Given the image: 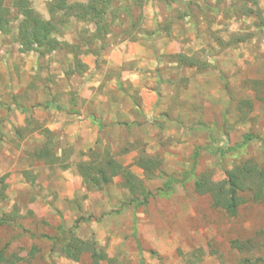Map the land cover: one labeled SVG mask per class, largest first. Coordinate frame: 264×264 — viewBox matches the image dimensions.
I'll return each mask as SVG.
<instances>
[{
	"label": "rangeland",
	"instance_id": "374dc122",
	"mask_svg": "<svg viewBox=\"0 0 264 264\" xmlns=\"http://www.w3.org/2000/svg\"><path fill=\"white\" fill-rule=\"evenodd\" d=\"M105 26H58L60 46L40 59L0 54V264H89L58 232L79 218L73 234L95 241L100 264H264V188L238 192L234 216L196 191L246 162L264 170V0H126ZM47 103L65 111L32 109ZM245 135L256 140L220 157ZM44 146L57 162L34 157ZM92 150L135 192L121 177L87 191L76 166Z\"/></svg>",
	"mask_w": 264,
	"mask_h": 264
},
{
	"label": "trees",
	"instance_id": "16d2710c",
	"mask_svg": "<svg viewBox=\"0 0 264 264\" xmlns=\"http://www.w3.org/2000/svg\"><path fill=\"white\" fill-rule=\"evenodd\" d=\"M126 0H86L83 4L68 5L67 0H50L48 4L49 21H44L41 17L31 9L28 0H13L10 7H4V0H0V33L9 34L11 32L10 23L12 21L11 9H16L18 16L21 17V21L18 25V37L16 44L19 46L20 53L34 52L37 54L38 59L45 57L46 55L53 53L60 42L52 37L55 34L58 26H66L69 23V18H75L81 22L92 23L95 26V32L101 34L106 25V16L110 8L115 3L124 4ZM250 1L253 6H257L259 0H246ZM126 11V9H125ZM60 18L56 23L53 18L57 16ZM18 18V17H17ZM105 24V25H104ZM105 31V30H104ZM188 65H192V61L181 58ZM14 107L16 106L15 101L12 102ZM243 107H248L251 110L252 105L250 102H240L237 106V110L241 116ZM35 108H41L44 110H54L56 112H64L65 110L52 103H47L43 106H36ZM22 114H26L27 111H20ZM72 115H76L72 112ZM123 126V125H122ZM17 133H19L17 131ZM256 140L252 135H245L239 145L233 148H227L225 150H218L217 153L220 157L228 154H234L240 151L246 145ZM264 144V142H262ZM48 146H44L41 150L34 152V157L38 160H45L46 163H53L51 159L54 158L51 154ZM98 152L90 151L89 162L79 163L76 166L77 173L82 180V184L85 186L87 191H99L111 184L112 180L116 177H121L124 180V186L134 193L133 183L136 182V178L127 172L121 165L113 161L109 157H101L99 161L95 158H100L97 155ZM98 156V157H97ZM199 156V151H196L193 158L196 159ZM56 157V156H55ZM139 163V162H138ZM52 165V164H51ZM138 167L142 168L146 173L151 174L157 166L153 162H145L137 164ZM70 167L67 165H60L62 171L67 170ZM227 182L220 184L198 182L196 184V191L200 193H209L213 196V202L215 207L222 208L223 211L229 215L234 216L236 209L241 204V198L238 197V192L248 190L254 194V198H258L264 188V170L261 171L255 165L250 162H246L236 167L233 172L226 173ZM236 181L241 182L240 187L235 184ZM3 182V178L0 183ZM175 181L169 179L164 186L170 188ZM229 186L228 191L225 187ZM120 210L114 212V215H119ZM87 220L79 218L72 229L64 232L62 228H58V232L61 234L64 246L62 247L63 253L71 257H80L84 254L89 255V264H100L103 261H108L107 256L100 249L97 248L95 241L93 240H80L77 239L73 231L77 229L80 223H84ZM64 234L69 235V238L64 239ZM68 237V236H67ZM57 240L55 244H57ZM60 243V242H59ZM246 264L251 262L245 261ZM262 263L260 260L254 262ZM14 264V263H10Z\"/></svg>",
	"mask_w": 264,
	"mask_h": 264
},
{
	"label": "crops",
	"instance_id": "0c3cea01",
	"mask_svg": "<svg viewBox=\"0 0 264 264\" xmlns=\"http://www.w3.org/2000/svg\"><path fill=\"white\" fill-rule=\"evenodd\" d=\"M13 0H4V7H10L11 3ZM30 3V7L32 10H34L42 20L44 21H49V14H48V4L50 0H28ZM86 0H67L68 5H74V4H83L85 3ZM11 16H17L16 18L12 19L10 23V29L11 32L9 34H3L0 33V54H7L10 52L11 54H16L19 56H29L31 54H34V52H26V53H20L19 52V46L16 44V39L18 37V25L21 21V17L18 16V12L16 9H11ZM14 22H17V27L13 28ZM73 24H77V20L75 18H69V26H72ZM68 28L66 27L64 30H67ZM10 38L14 39V44L12 45ZM54 39H56L58 42L61 40L58 38H55V34L52 35ZM15 47V48H13ZM14 50V53H13ZM24 71L25 69L22 68ZM18 82H16L15 89L16 91L19 89ZM23 87L26 86V83L22 84ZM16 93V92H15Z\"/></svg>",
	"mask_w": 264,
	"mask_h": 264
}]
</instances>
